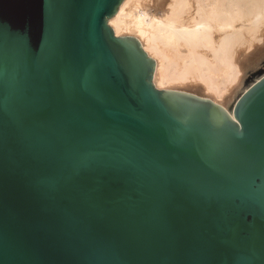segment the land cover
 Returning a JSON list of instances; mask_svg holds the SVG:
<instances>
[{"label":"water","instance_id":"water-1","mask_svg":"<svg viewBox=\"0 0 264 264\" xmlns=\"http://www.w3.org/2000/svg\"><path fill=\"white\" fill-rule=\"evenodd\" d=\"M121 2L0 0V264H264V76L156 89Z\"/></svg>","mask_w":264,"mask_h":264},{"label":"bare ground","instance_id":"bare-ground-1","mask_svg":"<svg viewBox=\"0 0 264 264\" xmlns=\"http://www.w3.org/2000/svg\"><path fill=\"white\" fill-rule=\"evenodd\" d=\"M107 24L154 62L156 89L208 100L230 116L264 76V0H122Z\"/></svg>","mask_w":264,"mask_h":264},{"label":"rangeland","instance_id":"rangeland-1","mask_svg":"<svg viewBox=\"0 0 264 264\" xmlns=\"http://www.w3.org/2000/svg\"><path fill=\"white\" fill-rule=\"evenodd\" d=\"M262 68H264V59H263V61H262ZM261 68H258V70H256L255 72H250V75H248V76H250L249 78H251L253 75H256L257 73H259L261 70H260Z\"/></svg>","mask_w":264,"mask_h":264}]
</instances>
